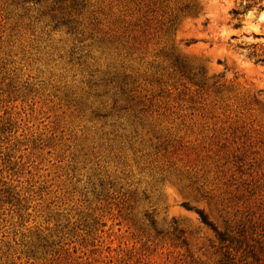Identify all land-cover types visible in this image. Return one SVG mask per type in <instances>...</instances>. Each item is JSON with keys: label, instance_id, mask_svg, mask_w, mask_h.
I'll use <instances>...</instances> for the list:
<instances>
[{"label": "rangeland", "instance_id": "obj_1", "mask_svg": "<svg viewBox=\"0 0 264 264\" xmlns=\"http://www.w3.org/2000/svg\"><path fill=\"white\" fill-rule=\"evenodd\" d=\"M0 264H264V0H0Z\"/></svg>", "mask_w": 264, "mask_h": 264}]
</instances>
